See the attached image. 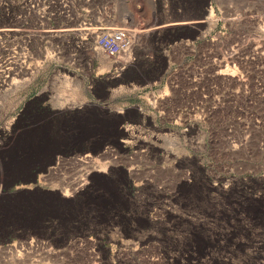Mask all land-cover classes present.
<instances>
[{
	"label": "rangeland",
	"instance_id": "374dc122",
	"mask_svg": "<svg viewBox=\"0 0 264 264\" xmlns=\"http://www.w3.org/2000/svg\"><path fill=\"white\" fill-rule=\"evenodd\" d=\"M24 108L108 147L6 199L0 264H264V0H0V149Z\"/></svg>",
	"mask_w": 264,
	"mask_h": 264
},
{
	"label": "flooded vegetation",
	"instance_id": "af4514ba",
	"mask_svg": "<svg viewBox=\"0 0 264 264\" xmlns=\"http://www.w3.org/2000/svg\"><path fill=\"white\" fill-rule=\"evenodd\" d=\"M44 113L48 112L44 111ZM79 114L76 111L71 112L68 116L71 119L70 122H76L75 115ZM32 117L28 109L21 110L15 119L18 129L14 132L15 127L13 128L15 133L13 142L9 147L0 149L2 150L0 153L2 167L0 168V211L6 199L20 194L18 190L20 185L31 182L35 187L41 177H48V166L59 164L77 152H84V155L92 152L100 158V153L108 147V145L98 146L99 135L91 139V145H83L81 143L83 139L76 135L72 137L63 135L58 128L62 127V122H68L67 114H48L45 125L40 128L30 124ZM94 122L97 127L101 124L99 120ZM8 165L12 167L7 168Z\"/></svg>",
	"mask_w": 264,
	"mask_h": 264
},
{
	"label": "crops",
	"instance_id": "0c3cea01",
	"mask_svg": "<svg viewBox=\"0 0 264 264\" xmlns=\"http://www.w3.org/2000/svg\"><path fill=\"white\" fill-rule=\"evenodd\" d=\"M115 2L118 4L119 0H115ZM119 9L117 7L114 10V12L117 15L118 19L120 18V12H119L120 10ZM154 13L155 12H153V14L151 16L152 18H155V14ZM124 15L126 17L125 20H128L129 22H131L130 25L132 24L133 20L135 21V19L137 17L136 13L129 12V11L128 12L126 11V13ZM184 23H192V20L191 19L186 20V21H184ZM153 36H154V31H151L149 33V35H145V34L142 33L141 43L134 48V52H135V55H136L135 63L133 65H130L129 67H127L123 72H121L118 76H116L117 77L116 79L120 78L121 76L123 78L125 75H128L130 73L131 77H129V79H127V80H123V84L122 85L119 84V86H124V87L128 88L127 90H129L130 92L134 93V95H136V96L138 95V90L139 89H142V88H144V89L146 88L147 89L148 87L152 86V84L154 82H158L156 80L149 81V82L146 81L145 82L144 81V72H142V69L144 70V68L139 65V60L142 57H141V55H139L138 49L141 50V48H142L141 46H144V43H146L145 41H147V42L149 41V43L151 42L150 44L157 45V43H156L157 40L154 39V40L151 41V39L154 38ZM105 91H108V90L104 88L103 92H105ZM138 106H140V105L137 104V103L133 104V105H131L129 107L128 106H122L119 109H124L125 110V114L124 115H120V114L117 113V111L119 109L114 111L115 115H113V117H116V119H117V124L114 125V127H113L114 131H122L123 130V125L128 122L127 118L130 116L129 114H133L135 116V119H140L141 116H143V117L145 116V115H142L138 111ZM142 110H143V108H142Z\"/></svg>",
	"mask_w": 264,
	"mask_h": 264
},
{
	"label": "bare ground",
	"instance_id": "6f19581e",
	"mask_svg": "<svg viewBox=\"0 0 264 264\" xmlns=\"http://www.w3.org/2000/svg\"><path fill=\"white\" fill-rule=\"evenodd\" d=\"M62 80L64 81L63 83H71L72 85H74V86H79L80 87V82H77V81H74V80H70V79H67V78H62ZM128 89V88H127ZM57 102H58V108L60 109V110H62V109H65V108H67V107H70V108H75V107H77V109H80V108H82L83 107V103H78V105H76V103H74L73 101H71L70 99H68V98H57ZM57 108V109H58ZM91 159H90V157H89V155H85V156H83V157H80V158H78V160L76 159V161H75V163H78L79 161L81 162H89ZM74 161V160H73ZM81 162V163H82ZM80 164V163H79ZM93 174V173H92ZM91 174V175H92ZM88 175H89V173H88ZM90 175V176H91ZM93 176V175H92ZM91 176V177H92ZM95 176V175H94ZM65 196L66 195H68L67 194V192L65 191V194H64ZM9 252H11L12 253V250L11 251H9ZM17 258L19 259V261L20 260H22L23 258L21 257V255H17Z\"/></svg>",
	"mask_w": 264,
	"mask_h": 264
}]
</instances>
